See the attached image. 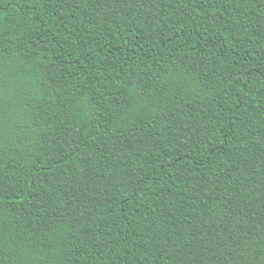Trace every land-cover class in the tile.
<instances>
[{
	"label": "trees",
	"instance_id": "16d2710c",
	"mask_svg": "<svg viewBox=\"0 0 264 264\" xmlns=\"http://www.w3.org/2000/svg\"><path fill=\"white\" fill-rule=\"evenodd\" d=\"M0 264H264V0H0Z\"/></svg>",
	"mask_w": 264,
	"mask_h": 264
}]
</instances>
